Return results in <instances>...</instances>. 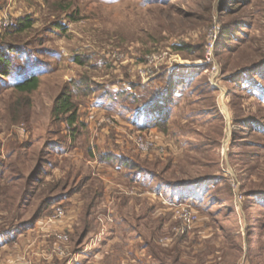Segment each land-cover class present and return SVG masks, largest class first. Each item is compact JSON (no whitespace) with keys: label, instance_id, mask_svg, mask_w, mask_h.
I'll return each mask as SVG.
<instances>
[{"label":"rangeland","instance_id":"obj_1","mask_svg":"<svg viewBox=\"0 0 264 264\" xmlns=\"http://www.w3.org/2000/svg\"><path fill=\"white\" fill-rule=\"evenodd\" d=\"M0 52V264H264V0H0Z\"/></svg>","mask_w":264,"mask_h":264},{"label":"crops","instance_id":"obj_2","mask_svg":"<svg viewBox=\"0 0 264 264\" xmlns=\"http://www.w3.org/2000/svg\"><path fill=\"white\" fill-rule=\"evenodd\" d=\"M93 235L98 236L95 234ZM100 235V237L92 236V241L86 243L85 252L81 253L82 255L80 254L79 256L80 259H82L80 264H144L140 260L141 255L139 254V250L134 248V246L129 248L121 247L119 242L112 237L101 233ZM103 238H105L106 241L96 242L97 239L100 240Z\"/></svg>","mask_w":264,"mask_h":264},{"label":"trees","instance_id":"obj_3","mask_svg":"<svg viewBox=\"0 0 264 264\" xmlns=\"http://www.w3.org/2000/svg\"><path fill=\"white\" fill-rule=\"evenodd\" d=\"M20 24L23 27V30H21V31H25L26 29H29L30 25H31V23L28 19L27 20L23 19ZM11 52H13V50ZM10 61L11 60H9L7 57L3 56L0 52V68H2L0 73H2V75L5 77L12 75V71L14 69V66L12 65V63ZM39 83H40V81H39L38 75H33L29 78L19 80L18 82H16L14 84V87L16 88L17 91H19L21 93H31V92L37 90ZM154 113L156 114V116L154 117V119L150 123L156 124L157 122H160L162 119V116L160 114L161 110L156 109ZM54 115L56 117L66 115L67 121L71 125H74V123L76 122V119H77L76 118V111L73 107L71 97L69 95L62 94V96H60L58 98L57 103H56V107L54 110ZM165 116L166 115H164L163 118Z\"/></svg>","mask_w":264,"mask_h":264},{"label":"built area","instance_id":"obj_4","mask_svg":"<svg viewBox=\"0 0 264 264\" xmlns=\"http://www.w3.org/2000/svg\"><path fill=\"white\" fill-rule=\"evenodd\" d=\"M142 148H144V147H142ZM190 218V217H189Z\"/></svg>","mask_w":264,"mask_h":264}]
</instances>
